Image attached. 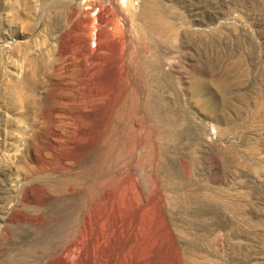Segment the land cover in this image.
<instances>
[{"label": "rangeland", "instance_id": "1", "mask_svg": "<svg viewBox=\"0 0 264 264\" xmlns=\"http://www.w3.org/2000/svg\"><path fill=\"white\" fill-rule=\"evenodd\" d=\"M0 264H264V0H0Z\"/></svg>", "mask_w": 264, "mask_h": 264}, {"label": "bare ground", "instance_id": "2", "mask_svg": "<svg viewBox=\"0 0 264 264\" xmlns=\"http://www.w3.org/2000/svg\"><path fill=\"white\" fill-rule=\"evenodd\" d=\"M73 245H75L74 243H73ZM72 246V245H71ZM75 246H73V248H74Z\"/></svg>", "mask_w": 264, "mask_h": 264}]
</instances>
